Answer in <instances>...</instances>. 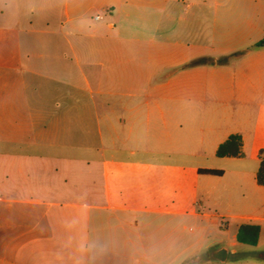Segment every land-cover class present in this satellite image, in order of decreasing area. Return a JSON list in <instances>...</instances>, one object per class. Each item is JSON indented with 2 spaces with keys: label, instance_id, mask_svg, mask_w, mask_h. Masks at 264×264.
<instances>
[{
  "label": "crops",
  "instance_id": "1",
  "mask_svg": "<svg viewBox=\"0 0 264 264\" xmlns=\"http://www.w3.org/2000/svg\"><path fill=\"white\" fill-rule=\"evenodd\" d=\"M260 41L264 0H0V264H75L90 240L109 245L100 264H144L152 247L158 264H264ZM210 54L228 58L218 86L236 105L197 124L205 74L189 64ZM195 133L224 164L198 169L216 184L207 201L234 195L240 214L186 211L192 184L173 175ZM232 134L243 155L217 156ZM187 215L226 230L185 245ZM243 223L260 226L256 246Z\"/></svg>",
  "mask_w": 264,
  "mask_h": 264
},
{
  "label": "rangeland",
  "instance_id": "2",
  "mask_svg": "<svg viewBox=\"0 0 264 264\" xmlns=\"http://www.w3.org/2000/svg\"><path fill=\"white\" fill-rule=\"evenodd\" d=\"M211 33V30H210ZM211 37V36H210ZM213 42V41H212ZM211 38L209 44L212 43ZM228 58L220 57L216 59L215 56L209 55L208 57H202L194 59L189 66L195 67L198 66L201 68L203 74H205V80L203 84V90L199 94H196L193 98V122L194 123H210L214 120L221 118V112L225 109L235 108L236 103L230 102L227 104V100L223 95L220 87L218 86V81L223 75V67L227 64ZM224 134H227L230 129H234L231 124H228V120H224L223 123ZM197 139H194L193 144V156L187 157L185 161V169L182 172L176 171L174 177L177 178V181H186L187 184H192L194 193L193 201L194 204L192 208H186V211H196L200 214L203 213H214V214H223L230 213L240 214L243 206V202H235L234 195L228 199L227 197L223 200H220V196L215 192L209 194V202L207 201L205 188H216L215 183H211L210 177H206L198 174V169L204 168L206 166L214 165L215 167H223V161L217 159L213 146L210 142L201 141L200 134L195 133ZM247 152L251 150L250 145L247 146ZM225 185L229 181V175L223 179ZM179 192L180 189L177 188ZM238 197H241V194H236ZM180 206H178L179 209ZM203 222L197 217L193 216H181L178 217V229L177 234L182 236L185 239V245L195 243L197 238L202 235L206 236L203 238L201 244L207 243L208 239L213 237H220L223 231L221 227H207L206 230H203ZM184 247V246H183ZM204 256H200V259H204ZM183 259L195 260V257H184Z\"/></svg>",
  "mask_w": 264,
  "mask_h": 264
},
{
  "label": "trees",
  "instance_id": "3",
  "mask_svg": "<svg viewBox=\"0 0 264 264\" xmlns=\"http://www.w3.org/2000/svg\"><path fill=\"white\" fill-rule=\"evenodd\" d=\"M264 41L258 42L256 45L261 46ZM242 137L240 134H232L226 141L221 143L216 151L217 156H242ZM200 173L214 175L218 172L212 169H202ZM257 181L259 184L264 185V148L260 151V166L257 172ZM260 237V226L253 223H243L240 225L237 232V239L239 242L256 246Z\"/></svg>",
  "mask_w": 264,
  "mask_h": 264
},
{
  "label": "clouds",
  "instance_id": "4",
  "mask_svg": "<svg viewBox=\"0 0 264 264\" xmlns=\"http://www.w3.org/2000/svg\"><path fill=\"white\" fill-rule=\"evenodd\" d=\"M109 245L104 240H90L82 244L75 264H100L101 258L107 253ZM159 249L152 247L143 254L144 264H158ZM139 264V261L136 262Z\"/></svg>",
  "mask_w": 264,
  "mask_h": 264
},
{
  "label": "water",
  "instance_id": "5",
  "mask_svg": "<svg viewBox=\"0 0 264 264\" xmlns=\"http://www.w3.org/2000/svg\"><path fill=\"white\" fill-rule=\"evenodd\" d=\"M227 256H228V249L226 247L219 248L212 253V257L219 261H225Z\"/></svg>",
  "mask_w": 264,
  "mask_h": 264
},
{
  "label": "built area",
  "instance_id": "6",
  "mask_svg": "<svg viewBox=\"0 0 264 264\" xmlns=\"http://www.w3.org/2000/svg\"><path fill=\"white\" fill-rule=\"evenodd\" d=\"M96 18H100V16H96ZM223 225H225V224H223Z\"/></svg>",
  "mask_w": 264,
  "mask_h": 264
}]
</instances>
